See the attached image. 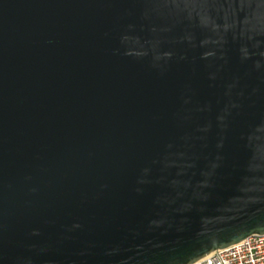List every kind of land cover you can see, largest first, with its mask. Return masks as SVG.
I'll return each instance as SVG.
<instances>
[{
    "label": "water",
    "instance_id": "obj_1",
    "mask_svg": "<svg viewBox=\"0 0 264 264\" xmlns=\"http://www.w3.org/2000/svg\"><path fill=\"white\" fill-rule=\"evenodd\" d=\"M264 234V0H0V264H193Z\"/></svg>",
    "mask_w": 264,
    "mask_h": 264
},
{
    "label": "built area",
    "instance_id": "obj_2",
    "mask_svg": "<svg viewBox=\"0 0 264 264\" xmlns=\"http://www.w3.org/2000/svg\"><path fill=\"white\" fill-rule=\"evenodd\" d=\"M193 264H264V234L252 235Z\"/></svg>",
    "mask_w": 264,
    "mask_h": 264
}]
</instances>
